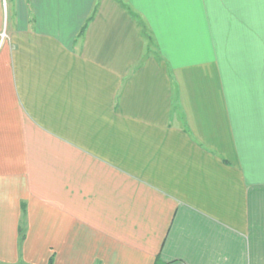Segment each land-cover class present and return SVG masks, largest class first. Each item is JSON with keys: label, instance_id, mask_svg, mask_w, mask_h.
Returning <instances> with one entry per match:
<instances>
[{"label": "crops", "instance_id": "0c3cea01", "mask_svg": "<svg viewBox=\"0 0 264 264\" xmlns=\"http://www.w3.org/2000/svg\"><path fill=\"white\" fill-rule=\"evenodd\" d=\"M51 256L264 264V0H0V264Z\"/></svg>", "mask_w": 264, "mask_h": 264}, {"label": "trees", "instance_id": "16d2710c", "mask_svg": "<svg viewBox=\"0 0 264 264\" xmlns=\"http://www.w3.org/2000/svg\"><path fill=\"white\" fill-rule=\"evenodd\" d=\"M85 28V25L82 27L81 31H83ZM21 216H20V225L18 227V231H19V238L18 240L21 242V240L24 238L25 235V225H26V206L25 204L22 202L21 205ZM53 263V257L51 256L48 260L47 264H52Z\"/></svg>", "mask_w": 264, "mask_h": 264}]
</instances>
